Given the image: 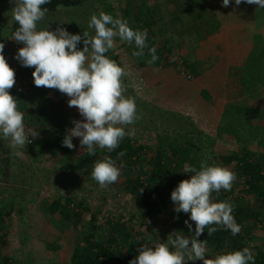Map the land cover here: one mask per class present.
Masks as SVG:
<instances>
[{
  "label": "trees",
  "instance_id": "obj_1",
  "mask_svg": "<svg viewBox=\"0 0 264 264\" xmlns=\"http://www.w3.org/2000/svg\"><path fill=\"white\" fill-rule=\"evenodd\" d=\"M88 1L90 0H50V3L43 7L49 10L48 13H53L59 7H78ZM17 27L16 22L12 21L9 30L10 38ZM64 29L72 34H82L83 32L73 22L67 23ZM0 43H3L1 35ZM78 47H83L82 41ZM9 65L15 70L16 80L20 77H29L34 71V68L22 67L16 62ZM241 79L245 93L252 94L257 86H264V47L256 45L253 48L243 66ZM10 93L16 97L18 109L23 112L24 96L16 94V91L12 90ZM127 93H129L128 90L125 95L130 96ZM136 101L140 103L139 100L135 99ZM137 109L142 110L143 107L137 104ZM138 114L142 115V119L134 125H139L145 130L148 129L146 124L151 120L146 119L147 115L144 113L138 111ZM160 115L159 119L164 117V121H168L169 125L159 127L162 128L161 132L163 133L158 135L153 148L136 144L126 136L119 147L111 153L97 148L95 156H89L87 150L80 156L74 153L69 156L64 155L60 159L59 167L64 173L68 171L74 176L79 175L86 178L91 175L94 162L102 159L105 155L111 156L117 165L123 164L122 170L128 174L125 179L124 191L137 203L147 229L150 230V224L159 215L167 214L170 221L165 234L167 240L168 235L173 231L182 232L185 236L195 233V223L190 220V214L176 213L175 205L171 200V192L178 183L191 178V174L183 172L184 166L188 164L199 167L202 162L201 150L205 139L208 143V155H213L210 151L218 140L236 144L254 141L264 147V133L260 126V121L264 122V111L227 104L216 128L215 137H205V139L200 137L201 132L192 127V122L188 118L172 114L169 116ZM180 121L183 126H180ZM155 132L158 130L155 129ZM26 146L29 156L34 161L37 157L45 156L47 153L53 156L57 152L60 153V147L57 144L51 145L49 142L33 143ZM62 147L64 146L61 144ZM121 151L126 154L123 157H118V153ZM241 151L215 157V162L218 165L229 167L234 164L232 171L236 175V180L231 191L221 190L218 195L213 193V200L214 202L227 200L234 205L233 215L241 226V232L232 236L230 230L220 228L212 236H208L207 229H205L198 239L207 240V248L212 256L221 252L241 250L244 247L249 248L247 238L253 240L250 235L252 228L264 224V149L258 156H254L248 151ZM12 152L11 148L0 144V180L4 185L1 194L3 199L0 202V264L15 263L2 257L1 251L6 246L5 239L12 214L16 213L25 225L22 219L25 217L26 206L20 196L19 187L24 188L23 186H30L28 184L31 183H24L23 172L18 174L17 161ZM130 173H134V175L130 176ZM240 184L243 185L241 191L237 188ZM141 189L143 190L140 191ZM238 191H240L239 194ZM39 209L52 222L56 221L62 226H70L73 229V246L67 264H129V261L135 259L139 254L138 249L143 245L132 237L134 233L139 234L135 229L132 216H129L127 220L122 218L116 221L107 219L106 228H101L96 213H92L86 202L76 196L67 195L63 199L56 195L52 201H42L39 204ZM185 220L192 224L191 232L184 223ZM166 240L164 239L163 242ZM144 241L149 245L146 239ZM48 249L50 248L48 247ZM253 249L255 264H264V251L255 246ZM27 252L16 264L35 263L33 256ZM52 257H49L46 264H59L58 259Z\"/></svg>",
  "mask_w": 264,
  "mask_h": 264
},
{
  "label": "clouds",
  "instance_id": "obj_2",
  "mask_svg": "<svg viewBox=\"0 0 264 264\" xmlns=\"http://www.w3.org/2000/svg\"><path fill=\"white\" fill-rule=\"evenodd\" d=\"M264 8V0H235L241 3ZM50 0H14L12 19L18 27L12 34L13 40L22 44L15 55L23 67L34 68L33 82L37 88L55 89L69 97L68 106L78 109L82 120H73L74 127L68 129L62 146L73 149V137L80 138L81 149L85 148L89 156H95L97 148L108 153L117 149L121 141L135 136L134 125L142 119L138 114L135 98L126 96L127 86L124 78L128 71L107 53L115 48V38L138 49L135 57H143L147 46V30H134L126 19L114 17L100 10L88 20V30L82 34H72L57 27L54 31L48 27H38L45 20L48 9L43 7ZM230 0H222V6L228 7ZM83 43V47L78 45ZM4 43H0V136L10 141L13 149H25L32 143L29 137L37 138L35 130L26 131L24 113L18 109L16 97L10 90L15 86V70L4 56ZM149 64L158 60L156 48H149ZM19 155V153H16ZM126 153L121 151L118 157ZM123 164L117 165L109 155L94 162L91 178L101 188L117 183ZM184 173L191 174L190 179L178 183L171 192V200L176 213L190 214L195 223V233L185 236L173 231L166 242L153 246L142 245L135 259L129 264H188L200 260L203 264H255L254 253L250 248L221 252L208 257L207 240L198 239L207 229L212 236L220 228L230 230L232 236L241 232L236 222L234 205L227 200L214 202L213 193L221 190L231 191L236 175L229 168L209 165L202 161L196 166L186 164ZM141 189L140 191H142ZM189 232L192 224L188 220Z\"/></svg>",
  "mask_w": 264,
  "mask_h": 264
},
{
  "label": "crops",
  "instance_id": "obj_3",
  "mask_svg": "<svg viewBox=\"0 0 264 264\" xmlns=\"http://www.w3.org/2000/svg\"><path fill=\"white\" fill-rule=\"evenodd\" d=\"M117 2L119 18L126 19L134 30H147L148 47L143 57H135V45L116 37V47L107 55L126 68L134 90L145 93V102L172 115L191 112L196 123L215 124L216 134L227 104L241 105L244 98L264 94V86H257L252 94L245 93L241 79L253 48L264 47V8L243 2L237 6L235 0H230L228 7L222 6V0H104L100 6L94 1V10L113 15ZM152 47L158 60L149 64L148 50ZM7 62L13 64L15 60ZM16 63L22 66L18 60ZM31 77H27L23 113L26 131L32 129L39 135L29 137V145L49 142L60 147V153H55L60 159L72 153L80 156L86 149H81L78 137L72 138L73 149L61 148L67 130L74 127L72 121L83 119L78 109L69 107V97L58 90L37 88ZM21 155L27 156L25 152ZM250 235L253 241L257 239L255 233Z\"/></svg>",
  "mask_w": 264,
  "mask_h": 264
},
{
  "label": "rangeland",
  "instance_id": "obj_4",
  "mask_svg": "<svg viewBox=\"0 0 264 264\" xmlns=\"http://www.w3.org/2000/svg\"><path fill=\"white\" fill-rule=\"evenodd\" d=\"M94 1L98 2L99 6L104 2V0H91L78 7H59L55 12L47 13L45 20L42 21L38 27L43 28L49 26V30L54 31L57 27L62 28L64 24L73 22L78 25L82 31L88 30L90 33H94L92 29H88V20L90 19V16L93 13L98 14V11L94 10ZM14 6V0H0V35L5 45V58L6 60L13 59L16 62L17 60L14 57L18 50L13 51L12 47L16 46L19 49L22 44L17 43L9 36L10 26L12 21H14L12 19L11 12ZM114 7L111 13L114 17L119 18V12L117 11L118 2L114 5ZM112 51L113 50H111V53ZM110 58H112V56H110ZM124 83L129 92L127 94L134 97L136 100H139L140 103H137L136 101V105L138 104L143 107L142 110L137 109L139 113H144L147 115L146 119L151 120L150 123L146 124L148 125V129L146 130L142 129L139 125H130L126 126V131L129 128H134L135 136L130 137L133 142L141 144L145 147L153 148L156 145L158 135L163 133L161 132L162 128L159 127L161 125V127H163V125H169L168 121H164V117L159 119V116H161L160 114L169 116V114L168 112H164L162 110L163 108L156 107L153 104L147 103V101L145 102L143 99L145 93L143 94L140 93L143 91L136 92L134 90L130 76H126L124 78ZM259 96L261 97L258 98L256 96H251L248 99L244 98L245 101L243 99V101L239 103L243 107H252L255 110L264 111L263 92H261ZM191 114V112H189V115L185 112V115L181 114L179 116L188 118L192 122V127L201 132V138H214L215 124L208 125L202 121H198L196 123L197 118L194 115L191 116ZM197 117L199 118V116ZM203 121L205 120L203 119ZM260 123L262 133H264V122L260 121ZM180 126H183L181 121ZM155 129H157L158 132H155ZM0 144L13 150L12 153L17 161L16 167L18 174H22L23 172L22 178L24 183L28 184L31 182L28 184L30 186H23L24 188L19 187L20 196L22 200H24V205L26 206V213L24 214L25 217L22 219L24 220L25 225L16 213L12 214L10 226L7 229L5 239L6 246L3 247L1 251L2 257L15 262L14 264L18 263V260H21L26 251L30 252L33 256V261L35 263L30 259L29 261L34 264H46V261L49 260L50 256H53L52 258L54 259L57 258L59 264H67L73 246V229L70 226H62L56 221L52 222L49 217L44 216L39 209V204L42 201H52L56 195L61 196L63 199L67 195H71L84 200L90 211L92 213H96L97 221L101 228H106L107 219L116 221L117 219L122 218L127 220L129 216H132L134 218L135 229L139 232V234H132L134 239L139 240L143 244H146V241H144V239H146L150 246H153L158 242H163L164 239L166 240L165 234L167 226L170 222L167 214L163 213L159 215L158 218L150 224V230L147 229L137 203L124 191L126 184L125 179L128 177L127 172L124 170L121 169V175L117 183H114L107 188H101L98 183L91 178V175L85 178L79 175L74 176L68 171H65L64 173V171H62L59 167V155L53 156L48 154L41 158L40 161L35 162L29 156L27 147H25V149H13L10 146V141L3 139L2 136H0ZM207 145L208 143L205 139L202 144L201 157L202 161L208 162L209 165L216 164L215 157H218L219 155H226L231 152L240 153L242 152L241 150H243L244 152L248 151L254 156H258L261 150L264 149L263 146H259L254 141H245L240 144H236L218 140L210 151L213 155H208L209 151L207 149ZM17 152L19 155L16 154ZM22 152H25L27 156L22 157ZM227 168L232 171L234 164ZM146 169L150 170L148 168ZM130 174V176L134 175V173ZM237 188L241 191L243 189V185L240 184ZM3 189L4 185L0 184V202H2L3 199V196L1 195ZM240 191H238V194ZM251 232L255 233L257 236L255 241H251L247 238L249 248L252 252H254L253 246L261 249L264 225L252 228ZM48 247L50 249H48ZM50 252H52V254H50ZM207 255L208 257L206 258H211L212 256L209 250ZM188 264H203V262L196 260L189 261Z\"/></svg>",
  "mask_w": 264,
  "mask_h": 264
},
{
  "label": "built area",
  "instance_id": "obj_5",
  "mask_svg": "<svg viewBox=\"0 0 264 264\" xmlns=\"http://www.w3.org/2000/svg\"><path fill=\"white\" fill-rule=\"evenodd\" d=\"M13 51H17L18 48L16 46L12 47ZM4 56H5V51H4ZM33 79V77H31ZM27 82H29L27 77H20L16 80L15 86L11 89L13 92L16 91V94H20L22 96H25L27 94ZM146 245V244H144ZM151 247L150 245H147Z\"/></svg>",
  "mask_w": 264,
  "mask_h": 264
}]
</instances>
